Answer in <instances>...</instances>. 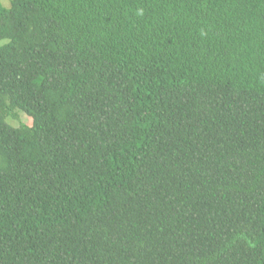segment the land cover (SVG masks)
Masks as SVG:
<instances>
[{
  "label": "trees",
  "instance_id": "16d2710c",
  "mask_svg": "<svg viewBox=\"0 0 264 264\" xmlns=\"http://www.w3.org/2000/svg\"><path fill=\"white\" fill-rule=\"evenodd\" d=\"M0 38V264H264V0H11Z\"/></svg>",
  "mask_w": 264,
  "mask_h": 264
},
{
  "label": "rangeland",
  "instance_id": "374dc122",
  "mask_svg": "<svg viewBox=\"0 0 264 264\" xmlns=\"http://www.w3.org/2000/svg\"><path fill=\"white\" fill-rule=\"evenodd\" d=\"M0 5L3 7H9L11 5V0H0ZM7 42H8V40L0 38V46L7 43ZM10 121L13 124H19L20 121H23L25 123L26 122L31 123V118L25 114H20V116L17 118L16 117L10 118Z\"/></svg>",
  "mask_w": 264,
  "mask_h": 264
}]
</instances>
